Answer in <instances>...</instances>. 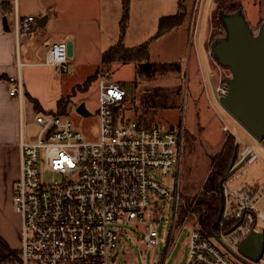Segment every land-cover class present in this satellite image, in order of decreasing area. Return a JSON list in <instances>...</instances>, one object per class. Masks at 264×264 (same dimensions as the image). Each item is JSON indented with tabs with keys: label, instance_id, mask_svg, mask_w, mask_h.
I'll return each instance as SVG.
<instances>
[{
	"label": "rangeland",
	"instance_id": "1",
	"mask_svg": "<svg viewBox=\"0 0 264 264\" xmlns=\"http://www.w3.org/2000/svg\"><path fill=\"white\" fill-rule=\"evenodd\" d=\"M18 2H14L13 11L9 13L8 24L13 33ZM240 3L256 32L264 20V0H184L185 23L151 40L160 18L178 11L179 0H130V18L123 41L127 46L150 41L152 66L145 72L138 61H117L109 69L101 67L104 51L121 38L122 0H20L21 16L32 13L37 17L32 29L19 33L12 53L13 77L21 81L24 89L20 122L26 140L39 135L37 116L56 112L58 100L68 95L72 100L67 113L71 111L74 128L86 139L97 140L100 77L127 85L130 101L122 109L126 121L138 118L145 128L160 123L183 130L178 216H175V196L159 197L155 206L145 211L147 218L158 222L156 244L143 240L142 224H119L120 237L112 253L119 252L116 260L110 259L109 264L186 262L189 233L194 226H199L198 211L204 206L199 196L203 194L211 170L210 155L220 151L229 133L238 138L241 147L244 144L255 147L260 156L253 164L242 166L240 172L247 167L248 171L242 173L241 178L264 186V145L214 98L218 88L232 77L230 68L211 55L213 40L226 34L219 13ZM60 40L72 41L74 54L70 55L66 70L56 71L44 62L47 50ZM90 76V83L84 85ZM33 98L42 106L40 111L35 109ZM82 101L89 111L86 115L76 109ZM177 170L175 166L173 171ZM8 186L9 180L0 177V236L17 251L21 247L22 216L15 208L13 186L11 191ZM189 203L197 211L181 221V207ZM257 208L264 212V197ZM240 221L235 220L216 235L230 233ZM230 238L233 241L232 235ZM214 242L227 251L218 239ZM238 261L255 264L247 259Z\"/></svg>",
	"mask_w": 264,
	"mask_h": 264
},
{
	"label": "built area",
	"instance_id": "2",
	"mask_svg": "<svg viewBox=\"0 0 264 264\" xmlns=\"http://www.w3.org/2000/svg\"><path fill=\"white\" fill-rule=\"evenodd\" d=\"M14 13L17 33L32 29L35 16L22 17L17 6ZM44 63L56 71L66 70L70 64L68 44L53 43ZM98 80L97 140L86 139L74 128L71 111L38 115V137L21 139L20 173L13 184L15 208L22 216L21 247L9 253L13 264H109L119 252L112 253L120 237L119 224H142L143 240L156 244L158 222L147 218L145 211L155 206L159 197L175 196L178 216L183 130L160 123L145 128L136 120L126 121L122 104L129 98L127 86L108 77ZM10 81L11 95L22 100L21 81L17 77ZM224 91L225 86L218 88L215 101H220ZM115 110H120L118 116ZM259 157L255 147L244 144L221 186L220 228L230 221H241L221 237L205 236L199 226H194L184 264H240L238 259L250 260L239 251V243L252 229L264 228V212L257 208L264 186L240 179L236 171ZM175 166L178 172L173 171Z\"/></svg>",
	"mask_w": 264,
	"mask_h": 264
},
{
	"label": "water",
	"instance_id": "3",
	"mask_svg": "<svg viewBox=\"0 0 264 264\" xmlns=\"http://www.w3.org/2000/svg\"><path fill=\"white\" fill-rule=\"evenodd\" d=\"M219 18L226 34L213 40L211 55L232 73L220 97L221 104L264 145V20L255 32L242 8L221 11ZM3 20L5 28L9 29L7 17ZM40 22L43 23V19ZM76 109L83 115L89 113L84 101ZM234 163L220 181V187L232 172ZM239 251L253 262L260 261L264 257V228L252 229L240 241ZM116 256L117 253L113 260Z\"/></svg>",
	"mask_w": 264,
	"mask_h": 264
},
{
	"label": "trees",
	"instance_id": "4",
	"mask_svg": "<svg viewBox=\"0 0 264 264\" xmlns=\"http://www.w3.org/2000/svg\"><path fill=\"white\" fill-rule=\"evenodd\" d=\"M242 4H238L235 8L227 10L225 12H232L239 8H242ZM130 18V0H122V17H121V38L120 40L111 45L103 53V64L101 67L109 69L110 66L117 61L129 62L138 61L141 63V70L147 72L152 66L150 61V41H145L135 46H127L123 37L126 32V27L128 25ZM186 20V9L184 5V0H179V9L176 13L165 15L160 18L159 26L155 34L151 37V40L158 39L163 34L177 28L185 23ZM223 24V23H222ZM224 26V25H223ZM225 29V28H224ZM5 75H2L4 77ZM86 78L84 85L90 83V78ZM34 101V107L36 110L40 111L42 106L36 98L32 99ZM72 96H62L58 100V110L53 112V114H66L67 107L71 103ZM118 116L120 110H115ZM241 149V144L237 137L233 133H229L219 152L210 155L211 159V170L203 186V194L199 196V201L203 203V207L198 211V223L199 229L203 232L205 236H216L220 229L221 221V209H222V199H221V187L220 181L224 178L225 173L231 167L233 162H236L239 152ZM194 206L189 203L187 206L181 207L180 220L184 219L192 214H195ZM233 222H228V225ZM16 250L11 249L8 243L0 236V264H13V260L9 258V253H16Z\"/></svg>",
	"mask_w": 264,
	"mask_h": 264
},
{
	"label": "crops",
	"instance_id": "5",
	"mask_svg": "<svg viewBox=\"0 0 264 264\" xmlns=\"http://www.w3.org/2000/svg\"><path fill=\"white\" fill-rule=\"evenodd\" d=\"M14 2L17 3V0H0V177H3L4 180H9L8 189L10 191L11 186H13L20 173V142L22 137L26 138L20 122L23 99H18L16 95H11L10 93L12 87L10 78L13 77L14 74L12 69L14 61L12 53L16 47L14 41L18 40L20 35L16 31V33H13L11 26L8 24L9 13L13 11ZM16 6L20 14V0ZM29 15L36 17V15L32 13L23 15L22 17ZM5 16L7 17L9 29H6L3 24V18ZM59 42L65 41L60 40ZM66 43L68 44L69 55L74 54V43L72 41ZM2 75L5 76L2 77ZM129 101L130 97L122 104V107L125 108ZM135 120L142 126V123L138 118ZM32 139L36 138L32 137L31 140ZM241 168L242 167L237 169L236 174H239L240 179H243L241 178L242 173L247 172L248 167L240 172ZM253 182L255 181L253 180Z\"/></svg>",
	"mask_w": 264,
	"mask_h": 264
}]
</instances>
